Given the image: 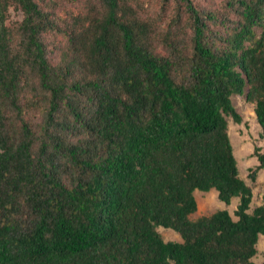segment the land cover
Masks as SVG:
<instances>
[{
	"label": "trees",
	"instance_id": "1",
	"mask_svg": "<svg viewBox=\"0 0 264 264\" xmlns=\"http://www.w3.org/2000/svg\"><path fill=\"white\" fill-rule=\"evenodd\" d=\"M40 1L0 0V264H255L264 196L250 211L227 117L242 122L231 97L245 93L264 141V0H226L224 14L175 0L190 45L166 55L125 1L87 0L78 28ZM51 31L71 51L62 63ZM210 191L238 200L236 219H190Z\"/></svg>",
	"mask_w": 264,
	"mask_h": 264
},
{
	"label": "rangeland",
	"instance_id": "2",
	"mask_svg": "<svg viewBox=\"0 0 264 264\" xmlns=\"http://www.w3.org/2000/svg\"><path fill=\"white\" fill-rule=\"evenodd\" d=\"M89 1V0H88ZM87 0H42L40 1L45 7V3L51 7L53 14L58 18L62 17L64 25L70 28H78V24L73 27L74 17H82L90 19V6ZM130 6L131 16L136 17L141 23L151 28V32H147L146 42L150 49L158 55L169 54L168 43H172L179 48L188 45L190 30L187 26L189 21L188 15L182 5L175 0H122ZM194 5L204 10H215L224 14L223 5L226 0H192ZM22 20V13L16 8L9 9V16L6 25L16 28ZM92 21L85 23V28ZM260 30H257V34ZM149 34V37H148ZM167 36V37H166ZM167 38V39H165ZM42 40L47 47L48 55L53 64L62 63L64 57L71 56L66 37L54 31L47 32L43 35ZM172 44V45H173ZM190 45V44H189ZM188 45V47H189ZM172 48V47H171ZM69 59V58H68ZM247 87L245 88V92ZM231 101L236 111L241 115L242 122L236 124L230 117L228 121V134L237 159L239 176L252 188L253 198L250 205V211L256 206L262 204L264 196V170L256 174L255 183L251 182L248 174L258 165V161L253 157L255 146L261 148L264 153V141L260 138L261 128L256 121L254 114V105L247 102L245 93L241 96H232ZM197 210L190 216L191 220H196L201 216H208L219 209H227L233 219L234 211L238 204V200H233L229 206L218 200L217 193L210 191L208 193L196 192ZM158 232L164 241H180L177 233L170 229L159 227ZM257 253L252 258L255 264H264V236H260L256 245Z\"/></svg>",
	"mask_w": 264,
	"mask_h": 264
},
{
	"label": "crops",
	"instance_id": "3",
	"mask_svg": "<svg viewBox=\"0 0 264 264\" xmlns=\"http://www.w3.org/2000/svg\"><path fill=\"white\" fill-rule=\"evenodd\" d=\"M260 172H262V171H260Z\"/></svg>",
	"mask_w": 264,
	"mask_h": 264
}]
</instances>
